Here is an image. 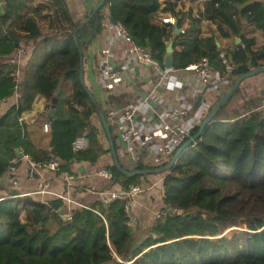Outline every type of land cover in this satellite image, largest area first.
Listing matches in <instances>:
<instances>
[{
  "label": "trees",
  "instance_id": "16d2710c",
  "mask_svg": "<svg viewBox=\"0 0 264 264\" xmlns=\"http://www.w3.org/2000/svg\"><path fill=\"white\" fill-rule=\"evenodd\" d=\"M186 1L198 0H164L163 7L161 0H106L82 26L90 14L73 22L65 0H0L5 5L0 17V58H9L21 45L38 42L22 83H17L15 63H0V102L19 94L17 103L0 119L1 149L13 156L14 149L20 148L33 162L46 163L54 157L61 164L58 174L69 172L73 162L94 164L109 152L91 122L100 106L85 83L83 66L84 53L104 28L105 7L159 68L173 37V25L157 19L163 12H170L183 31L175 36L173 70L207 58L221 76L230 69L231 86L239 76L264 67V44L257 46L256 38L245 34L251 26L264 40V0H205L198 17L191 10H176ZM203 19L216 26L217 36L234 37L240 43L222 48L215 35L204 39L198 34ZM37 96L50 102L57 98L48 116L49 149L35 147L26 138L24 125L22 135L7 133L8 120H19ZM216 118L162 173L160 211H166L167 217L153 222L143 236L129 224L126 199L77 207L67 217L61 199L40 203L30 197L11 198L0 201V264H264V108L237 114L232 121ZM198 129H191L188 138ZM83 135L87 147L74 152L72 143ZM166 165L121 166L131 172ZM4 167L0 163V173ZM107 170L110 182L121 191L141 185L148 176L126 177L113 164ZM240 225L244 230L229 234ZM226 231L229 235L223 236Z\"/></svg>",
  "mask_w": 264,
  "mask_h": 264
},
{
  "label": "crops",
  "instance_id": "0c3cea01",
  "mask_svg": "<svg viewBox=\"0 0 264 264\" xmlns=\"http://www.w3.org/2000/svg\"><path fill=\"white\" fill-rule=\"evenodd\" d=\"M65 1L73 22L83 21L99 2V0ZM204 2L205 0H198L195 4H192L186 1L178 4L176 10H182V12L191 10L192 15L198 17L204 10ZM161 5L162 7L164 6V0H161ZM104 15L106 18L103 30L84 53V80L100 106L99 111L104 117L106 116L105 120L111 128L110 133L120 164L123 166H133L139 162L151 164L153 163L150 160L151 154L164 144L163 108L189 107L190 110L187 116L167 120L165 123L169 126L183 125L191 130L200 126L228 89L223 88L221 92H218L219 89H215L210 84L204 86L192 73L185 70L136 65L127 55L122 42L114 36L111 28L113 25L109 21L111 17L108 7H105ZM157 19H161V22L165 19H171L173 20L172 25L174 21L176 23L174 16L170 12L160 13ZM157 23L158 21L156 20L155 24ZM188 23L186 22L184 27H188ZM199 26L198 34L204 39L215 35V40L222 48H232L237 45L234 37L223 39L217 36L216 26L210 21L203 19ZM9 29L18 35H24L15 26H11ZM245 30L247 37L256 38L257 46L264 44V40L258 31L251 26H247ZM37 45L38 42L21 45L24 49V55L15 62L10 58H0V63L11 62L17 65L16 80L18 84L25 79L28 61ZM42 52L40 51L41 54ZM105 61L108 63L112 61L126 71L131 78V83L129 84L121 76V80L104 85L99 73ZM134 69H138V74ZM133 88L146 92L149 95V99L156 106L150 105L141 99ZM263 91L264 73L245 79L239 85L236 93L234 92L220 109L216 119L223 121L222 117L226 115L227 121H232L237 114L244 115L260 108L264 102ZM18 95L16 93L10 99L0 102V119L17 103ZM68 95L69 89L65 91V97ZM50 103L45 97L37 96L31 110L21 115L20 118L23 119L21 122L11 118L8 120L7 133L12 132L16 136L22 135L21 127L24 125L26 127V138L35 147L49 149L50 137L47 132L43 131V125L49 122L48 116L51 115V109L47 110L46 106L50 105ZM129 106L138 108L131 123H129L136 132L135 146L139 156L138 161H133V165L130 164L131 156L126 149H121L117 138L120 129L123 127L119 119ZM99 111L92 116L91 122L99 131V141L103 149L109 152L101 155L94 164L85 161L71 163L68 169L69 173L74 176L73 183H66L60 174L48 169H31L27 161L21 159L23 154L20 148H15L14 155L11 156L0 147V163H4V169L9 163L16 161L14 172H10L6 168L0 173V201L30 197L37 202L47 203L54 199H61L63 201V213H67L77 207L101 201L103 197H107L112 193L121 192V187L118 184H112L110 181L98 176L99 170L107 169L113 164L109 141L99 117ZM155 175L159 174L148 175L142 181L143 183L138 185L142 191L129 201V224L139 237H141V233L145 229L152 225L154 214L163 207L162 180L164 175L161 174L156 177ZM13 179L18 181L17 187L13 186ZM40 186L44 187L42 191Z\"/></svg>",
  "mask_w": 264,
  "mask_h": 264
},
{
  "label": "built area",
  "instance_id": "2783aa9c",
  "mask_svg": "<svg viewBox=\"0 0 264 264\" xmlns=\"http://www.w3.org/2000/svg\"><path fill=\"white\" fill-rule=\"evenodd\" d=\"M171 19H165L164 23H170L172 24ZM113 29V33L115 38L120 40L122 44L124 45L125 51L127 55L133 60V62L136 65H142V66H155L158 68V65L153 62L151 59L150 53L145 48H142L134 43V41L129 36L128 32L125 30V28L120 24H115L111 26ZM183 31H181L182 33ZM24 55V49L22 47L13 49V51L10 53L9 58L15 62L20 59ZM223 57V55H221ZM185 71L190 72L194 75V77L205 85H212L215 87V89H219L218 92H221V89L225 88L228 89L230 86L229 81V75H230V69H228V73L221 76L217 72H214L209 64V61L207 58H202L199 60L198 63L189 65L185 69ZM99 77L104 85H108L111 82L121 80V74L116 72L108 62H104V65L102 66ZM260 108H264V102L261 105ZM137 107L135 106H129L125 109L123 115L120 117L119 121L123 125V127L120 129L119 134H121V137L123 141L126 144V151L131 156V159L133 161H138L139 156L136 151L135 146V140H136V132L134 128L129 124L131 123V120L137 111ZM189 107H165L163 108L162 113V122L164 124V144L161 148L156 149L153 154L150 156V160L155 165H162L164 163H168L172 160V157L175 153V151L184 143L185 139L189 137L190 129L186 126L179 125V126H169L165 122L167 120H174L180 117H185L188 115ZM112 116V114L110 113ZM110 116V117H111ZM23 119L20 118L19 122H21ZM43 131L48 132V124L43 125ZM88 140L85 135L77 138L72 143V149L74 152H79L87 147ZM21 159H24L27 161L31 169H41L45 168L52 172L57 173L60 170V162L57 161L54 157L51 158L46 163H40V162H33L28 156H21ZM176 163V162H175ZM15 164L16 161H13L9 163L7 169L10 172L15 171ZM60 175L65 180L66 183L70 184L74 182V176L70 174L69 172L62 171L60 172ZM98 176L102 177L103 179L107 181L112 180V175L107 169H101L98 171ZM12 184L14 187L18 186V181L16 179H13ZM44 187L40 186L41 191ZM140 186H132L127 191H121V192H115L107 197H103L101 199L102 203L105 205L110 204L114 200H124L130 201L133 199L136 195H138L141 192ZM84 207V206H83ZM65 216L70 217V211L65 213ZM167 217L166 211H158L154 214L153 220L154 222L157 220H163Z\"/></svg>",
  "mask_w": 264,
  "mask_h": 264
},
{
  "label": "water",
  "instance_id": "95a60500",
  "mask_svg": "<svg viewBox=\"0 0 264 264\" xmlns=\"http://www.w3.org/2000/svg\"><path fill=\"white\" fill-rule=\"evenodd\" d=\"M106 0H99V2L96 4V6L93 8V10L91 11L89 17H87L83 23L82 26L84 24H86V22L89 20V18L96 13L99 9H101L103 7V5L105 4ZM4 3H0V17L4 14ZM110 23L112 25H115L116 22L110 18L109 19ZM181 33L180 29L177 28V25L175 23V21L173 22V37L169 40V42L167 43L166 46V55L164 57V62H163V67L166 69H172L173 67V59H172V54H173V44H174V40H175V36L179 35ZM240 40L236 39V44H239ZM110 66L119 74H121V76H123V78L130 84L131 83V78L129 77V75L127 74L126 71H124L121 67H118L115 63H113L112 61H109ZM82 67V66H81ZM135 72L138 74V69H134ZM264 73V67L261 68H257L254 69L246 74H243L241 76H239L233 83L232 85L228 88V90L224 93V95L221 97V99L217 102V104L215 105V107L210 111V113L205 117V119L202 121V123L199 126L198 132L193 136L188 138L174 153L172 160L169 162L168 165H166L165 167H161V168H156V169H148V170H134V171H126L125 169L122 168L119 160H118V155L117 152L115 150L114 147V142L112 139V135L109 131L108 125L106 123L105 117L102 115L101 111H99V117L101 119L103 128L106 131V135L109 141V146H110V150H111V155H112V159H113V165L122 173L124 174L126 177H135V176H139V175H153V174H162L165 171L169 170L174 164L175 162L178 160V158L183 154V152L185 150H187L192 144H194L196 142V140H198L200 138V136L202 135V133L204 132L205 129H207V127L209 126V124L213 121V119L217 116V114L219 113L220 109L225 105V103L231 98V96L233 95V93L235 91H237L239 85L247 78L259 75ZM136 74V75H137ZM81 82L83 83V73L81 71ZM135 93L143 100H145L148 104L150 105H154L156 106L151 99H149V95L146 92H142L140 91L138 88H133ZM60 91V88L58 89V92ZM264 93V91H263ZM88 94L91 98V100L94 101L95 100L92 96L91 93ZM57 104V98H53L51 100L50 105L46 106V109L49 110L51 109V115L53 114V110L55 109ZM223 121H227V116L224 115L222 117ZM117 138L120 142L121 145V149H126V144L123 141L121 134L117 135ZM17 153H19L18 150H16ZM130 164L133 165V160L130 161ZM225 236V233L224 235ZM219 238V237H218ZM217 238V239H218Z\"/></svg>",
  "mask_w": 264,
  "mask_h": 264
},
{
  "label": "rangeland",
  "instance_id": "374dc122",
  "mask_svg": "<svg viewBox=\"0 0 264 264\" xmlns=\"http://www.w3.org/2000/svg\"><path fill=\"white\" fill-rule=\"evenodd\" d=\"M151 165L156 166V165L153 164V163H151ZM159 175H161V174H159ZM159 175H155V177H156V176H159ZM162 175H164V174H162ZM153 221H154V220H153ZM241 229L244 230V226H243V225H240L239 227L233 228L232 231H231L230 233H229V231H226V232H225V235L227 236L228 233L231 234L232 232H235V231H238V230H241ZM229 234H228V235H229ZM141 235L143 236V233H141ZM216 239H217V237L214 238V240H216Z\"/></svg>",
  "mask_w": 264,
  "mask_h": 264
}]
</instances>
